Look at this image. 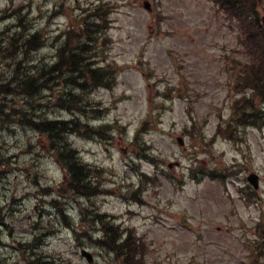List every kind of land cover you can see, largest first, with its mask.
<instances>
[{
  "label": "rangeland",
  "instance_id": "1",
  "mask_svg": "<svg viewBox=\"0 0 264 264\" xmlns=\"http://www.w3.org/2000/svg\"><path fill=\"white\" fill-rule=\"evenodd\" d=\"M144 1L0 0V14L20 8L19 15L26 14L20 18L28 28L24 32L39 30L46 38L29 58L19 56L26 65L50 63L63 42V31L78 29L83 22L79 18H89L87 12L95 5L109 9L112 22L101 34L107 45L99 42L102 52L97 55L100 64L110 63L109 89L91 93V105L77 114L92 125L110 124L111 135L77 133L68 139L85 162L101 169L102 187L116 191L90 198L68 193L58 197L64 170L45 135L20 123L0 125V264H35L34 252L51 264H121L92 241L100 232L84 221L81 206L88 212L96 208L107 212L116 223L143 235L148 244L146 264H253L252 259L264 264L263 249L256 246L262 237L256 228L264 220V127H246L245 143L219 138L207 148L189 136V117L194 116L211 136L219 119L231 113L230 101L247 95L241 88L234 94L228 69L232 60L246 59L238 26L210 0H148L149 9ZM256 1L262 25L264 0ZM18 21L14 14L0 17L1 42L8 45L5 29L14 31L12 25ZM7 57L0 55V84L14 73L15 62ZM62 89L57 85L49 91L51 105L39 109L40 119L73 116L54 105ZM13 102L19 108L30 106L21 94L0 93V109ZM94 106L109 110L91 111ZM150 107L157 119L141 137L146 143L140 149L141 140L134 144L131 140ZM177 136L183 137V146L176 143ZM148 147L155 157L151 162L140 159L139 150L148 153ZM176 161L179 166L168 167ZM208 161L210 168L227 169L224 182L203 175ZM201 166L199 179H189ZM251 171L260 175L257 190L246 181ZM140 172L148 176L139 182ZM129 184L133 189L146 188L143 201L120 196ZM249 191L254 194L250 203L245 199ZM53 199L60 201L58 206L51 203ZM90 218L91 214L85 220ZM82 247L92 252L93 263L80 254Z\"/></svg>",
  "mask_w": 264,
  "mask_h": 264
},
{
  "label": "trees",
  "instance_id": "2",
  "mask_svg": "<svg viewBox=\"0 0 264 264\" xmlns=\"http://www.w3.org/2000/svg\"><path fill=\"white\" fill-rule=\"evenodd\" d=\"M224 4L238 20L247 37L244 39L248 53L255 56L256 60L250 65L248 71L242 73L243 84L252 90V94L264 102V37L260 34L261 26L256 13V0H217ZM19 9H14L10 14H0L1 18H8L14 14L19 21L13 24L15 29L7 32L8 45L1 42L0 55L8 56L15 62L14 73L5 83L0 84V93L4 96L23 95L30 100V106L19 108L13 102L4 111L0 109V121L4 123H20L27 125L45 135L49 146L54 152L56 160L64 170V182L58 188L59 194L69 193L72 197L90 198L100 193H107L98 180L102 171L96 166L85 162L77 149L68 140L69 134H84L86 136H97L107 134L106 126H93L88 122L82 123L77 113L84 112L89 107L90 93L100 85H108L112 79L107 67L97 64L99 42L104 45L105 35L101 38L102 31L108 25L109 9L106 6L90 8L87 12L89 18L83 19L82 25L77 29L68 28L63 31V42L55 51L54 59L50 63L24 64L20 55L30 57L33 50L43 47L46 38L39 30H28L20 18ZM10 33V34H9ZM4 43V45L2 44ZM57 48V47H56ZM7 52V53H6ZM6 53V54H5ZM57 85H62V93L55 98L54 105L64 108L73 114L70 119H40L38 111L43 106H50L49 91ZM87 100L83 102L82 99ZM98 110V108H92ZM250 111L243 112L240 123L260 124L264 123V108H256L250 104ZM199 129L197 130L198 133ZM236 127L229 125L224 135L231 139L236 138ZM199 137L204 138L203 135ZM212 140V139H210ZM3 159L0 157V163ZM82 207L84 221L87 225H93L92 229L98 230L100 236L92 238V241L100 248L111 253L121 264H143V254L147 246L143 237L134 228H122L115 224L112 216L101 212L99 209ZM91 214L89 220H85ZM97 225V226H96ZM76 232V231H75ZM85 233L88 234L87 229ZM79 235V232H76ZM89 235V234H88ZM35 264H51L42 261L40 255L34 252Z\"/></svg>",
  "mask_w": 264,
  "mask_h": 264
},
{
  "label": "water",
  "instance_id": "3",
  "mask_svg": "<svg viewBox=\"0 0 264 264\" xmlns=\"http://www.w3.org/2000/svg\"><path fill=\"white\" fill-rule=\"evenodd\" d=\"M248 179L256 186L257 185V177H256V175L255 174H250L249 176H248ZM83 252V254H85L86 255V257H87V259L89 260V261H91L92 260V256L90 255V253L89 252H86V251H82Z\"/></svg>",
  "mask_w": 264,
  "mask_h": 264
}]
</instances>
